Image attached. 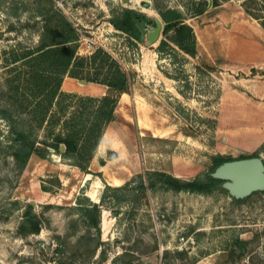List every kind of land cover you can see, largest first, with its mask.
Instances as JSON below:
<instances>
[{
  "label": "rangeland",
  "instance_id": "1",
  "mask_svg": "<svg viewBox=\"0 0 264 264\" xmlns=\"http://www.w3.org/2000/svg\"><path fill=\"white\" fill-rule=\"evenodd\" d=\"M195 1L0 0V264H264V191L235 198L223 185L209 194L144 190L139 182L116 191L117 198L111 190L102 206V247L91 257L78 245L83 236L95 235L78 214V196L88 204L86 190L100 197L104 182L122 186L145 170L192 179L210 169L212 155L226 150L217 117L228 82L243 74L225 79L227 71L216 65L220 60L210 61L218 57L209 42L213 37L218 43L235 23L262 25L264 1L209 0L207 11L193 15ZM167 6L180 8L195 29L201 50L196 57L179 53L176 59L161 58L156 47L163 34L149 42V31L162 19L157 7ZM124 7L154 21L141 24L140 49L130 48L127 35L110 22L113 11ZM53 8L76 25L80 38L94 41L90 48L79 41V54L102 46L136 75L131 92L118 105L117 119L107 128L90 179L68 166L48 171L50 165L38 155L22 169L9 147L16 130L32 123L22 110V51L40 44L45 14ZM35 136L44 140L47 132L35 129ZM63 171L71 178L65 184L59 176ZM28 204L34 206L40 232L32 225L30 232H22ZM240 240L246 250L233 254Z\"/></svg>",
  "mask_w": 264,
  "mask_h": 264
},
{
  "label": "trees",
  "instance_id": "2",
  "mask_svg": "<svg viewBox=\"0 0 264 264\" xmlns=\"http://www.w3.org/2000/svg\"><path fill=\"white\" fill-rule=\"evenodd\" d=\"M209 4L208 0H196L193 15L207 11ZM214 4L218 5V2ZM157 8L164 23L163 38L156 47L159 56L171 59H176L179 53L197 56V34L187 22L186 14L177 7ZM110 22L127 35L128 46L132 49H140L143 39L141 24L154 23L145 14L128 7L114 10ZM262 26L264 27V22ZM41 35L39 45L22 51V63L25 67L22 71V110L32 123L29 128L16 130V136L12 138L9 146L11 155L24 169L34 155L46 159L54 151L81 171L92 173L91 161L106 129L117 119L122 93L131 92L136 79L135 72L127 70L112 52L102 46H98L89 55L79 54L80 33L60 9L53 8V11L45 14ZM206 67L211 72L216 71L214 66L207 64ZM252 73H255V69H252ZM67 75L102 84L107 87V91L102 96L64 91L62 83ZM35 129L47 132L46 139L40 140L35 136ZM184 131L188 135L193 134ZM261 151H264V145L253 154L240 158L258 156ZM234 159L236 157L231 154H214L211 156L210 169L192 179H183L164 170H145L122 186H112L104 182L105 188L100 202L91 200L84 192L88 204L82 202L78 196V214L84 216L85 223L95 229V235L83 236L78 245L86 247L91 257L102 247V206L109 191L114 190L113 195L117 198L116 191L127 189L139 182L144 190L160 187L177 192L209 194L223 183L222 179L213 177L212 172L222 163ZM59 184L62 185L60 180ZM42 188L46 191L49 189L45 184H42ZM14 203L16 206L20 205L19 200ZM33 207L28 204L23 214V233L30 232L31 224L26 217L37 218ZM239 243L245 251L246 242L240 240ZM232 253L242 255L241 249L236 245Z\"/></svg>",
  "mask_w": 264,
  "mask_h": 264
},
{
  "label": "crops",
  "instance_id": "3",
  "mask_svg": "<svg viewBox=\"0 0 264 264\" xmlns=\"http://www.w3.org/2000/svg\"><path fill=\"white\" fill-rule=\"evenodd\" d=\"M228 31L229 34L224 38L220 37L218 43L213 40V37L211 38L209 43L211 48L216 51L215 55L218 58L213 57L210 61L216 63L220 60V63L216 65L227 71L228 76H225V79L229 80L228 77L232 74L238 75L240 72L243 74V77L238 78L233 75L234 80L228 82L227 90L224 92L226 100L224 97L222 98L217 117L219 131L224 134L222 139H224L226 147V150L220 153L240 158L253 154L264 145V27L258 22L256 24L249 21L235 23L234 27ZM242 44L245 45L243 49L235 50L236 45L243 46ZM199 50L198 42V52L201 53ZM233 50H235L234 54ZM252 69H255L256 73H252ZM78 80L68 75L65 76L62 89L83 95L102 96L105 94L98 88L102 84L87 82L80 85ZM86 85H90L89 88ZM126 94L128 93H122L120 101ZM106 134L107 129L91 161V171L95 159L99 155V148H102L105 143ZM259 155L264 158V151H261ZM50 157L58 164H54L48 159H42L50 165L48 171H51L54 166L59 168L68 166L72 167L74 171L76 169L81 171L77 166L63 162L60 154L52 153ZM32 159L33 157L30 161ZM84 174L88 177L87 175L90 173L85 172ZM59 176L63 179L64 184L71 179L65 171L59 173ZM87 195L95 202H99L101 198L96 191H91Z\"/></svg>",
  "mask_w": 264,
  "mask_h": 264
},
{
  "label": "water",
  "instance_id": "4",
  "mask_svg": "<svg viewBox=\"0 0 264 264\" xmlns=\"http://www.w3.org/2000/svg\"><path fill=\"white\" fill-rule=\"evenodd\" d=\"M131 0H123L128 4ZM209 1V0H208ZM143 5L150 6V2L144 1ZM164 29L162 19H156V26L149 31L148 38L151 44L160 40ZM87 83L85 80H80ZM65 146H62V150ZM212 176L223 180L222 185L228 189L230 194L235 198H243L255 191H264V158L260 155L236 158L219 165L213 172ZM32 225V228L38 232L42 230L37 218L26 217ZM239 247L241 245L236 243Z\"/></svg>",
  "mask_w": 264,
  "mask_h": 264
},
{
  "label": "built area",
  "instance_id": "5",
  "mask_svg": "<svg viewBox=\"0 0 264 264\" xmlns=\"http://www.w3.org/2000/svg\"><path fill=\"white\" fill-rule=\"evenodd\" d=\"M83 40L86 42L88 48H90L94 43L92 39L87 37H81L79 41H83Z\"/></svg>",
  "mask_w": 264,
  "mask_h": 264
},
{
  "label": "flooded vegetation",
  "instance_id": "6",
  "mask_svg": "<svg viewBox=\"0 0 264 264\" xmlns=\"http://www.w3.org/2000/svg\"><path fill=\"white\" fill-rule=\"evenodd\" d=\"M236 246H238V245H236ZM240 249L242 250L243 248L241 247Z\"/></svg>",
  "mask_w": 264,
  "mask_h": 264
}]
</instances>
